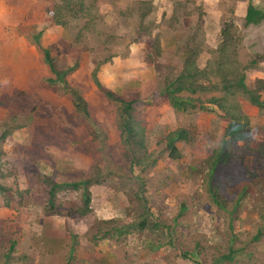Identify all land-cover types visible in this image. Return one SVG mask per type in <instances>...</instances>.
<instances>
[{
	"label": "rangeland",
	"instance_id": "obj_1",
	"mask_svg": "<svg viewBox=\"0 0 264 264\" xmlns=\"http://www.w3.org/2000/svg\"><path fill=\"white\" fill-rule=\"evenodd\" d=\"M56 1L0 0V128L9 131L2 148L15 172L11 184L22 191L7 207L0 206V238L15 240L4 264H211L231 242L239 248L232 264H264V171L256 168L260 157L244 150L209 176L208 159L223 133L220 112L175 111L157 93L160 82L180 68V46L195 31L197 16L196 42L203 46L199 66H205L208 51L228 24L246 67L245 82L253 87L264 79V20L244 24L247 0H92L90 30L76 39L86 19L55 24L51 10ZM252 2L264 9V0ZM36 35L42 46H52L59 69L77 63L66 79L87 103V116L75 110L72 96L61 86L46 83L49 72ZM106 57L98 79L105 88L137 100L146 128L152 159L140 178L128 171L116 106L90 77L95 63ZM15 93L21 94L20 102L13 100ZM259 93L264 100V89ZM235 99L248 117L250 147H255L264 134V105H253L242 94ZM34 101L37 108L26 114ZM178 126L191 128V139L178 141V155L171 157L163 136ZM241 147L238 142L230 148L237 154ZM96 166L103 180L90 186V212L81 216L75 211L81 200L69 188L57 193L53 210L46 209L47 186L36 182L38 173L63 181ZM245 185L258 192L257 198L246 199L234 213L212 203L210 186L231 205ZM139 190L152 213L149 220L170 228L98 238L113 226L138 219Z\"/></svg>",
	"mask_w": 264,
	"mask_h": 264
},
{
	"label": "trees",
	"instance_id": "obj_2",
	"mask_svg": "<svg viewBox=\"0 0 264 264\" xmlns=\"http://www.w3.org/2000/svg\"><path fill=\"white\" fill-rule=\"evenodd\" d=\"M92 0H58L54 3L51 10L52 20L55 24L64 26L68 18L86 19L84 25L78 29L75 36L80 39L83 34L90 30L88 26L94 18L92 12ZM148 12V9L143 13ZM200 16H197L192 28L195 29L187 36L183 45L180 46L178 56L181 59V66L175 73L169 77H165L160 82L157 93L161 100H165L175 110L180 112H189L195 108L202 110L215 109L220 112L224 121L223 133L219 143L212 148V152L208 159L210 164L209 176H213L222 165H225L231 157L238 156L244 150H251L257 153L260 157V163L256 168L264 171V134L255 147H250L252 136L250 133V125L247 115L241 109L240 104L235 99L236 95L242 94L246 96L248 101L261 107L264 105V100L260 98V90L264 89V79H257L253 87H249L245 82L246 67L241 64L237 56V44L235 39L229 35L228 24L222 28L221 36L216 46L208 51L206 64L200 67L198 59L203 53L202 42H196L197 30L200 23ZM245 25L258 24L264 20V9L255 5L252 0H247L244 6L242 15ZM36 35L35 43L41 51L42 59L46 65L49 75L45 78L48 85H59L62 89L72 96L75 110L88 115L87 103L84 101L79 92L74 89L67 81V75L77 66L73 65L59 69L52 57V46H42ZM158 42V41H157ZM109 57L97 61L90 72V77L96 88L104 95L106 99L113 102L116 106V126L119 129L120 141L123 150V156L127 160L129 173L140 178L139 172L145 170L151 164V154L148 152L146 128L142 122V114L135 106L136 99L131 96H125L118 91L105 88L97 77V72L100 64L107 61ZM253 62H255L253 60ZM199 93H208L205 98L199 96ZM13 100L21 101V94L15 93ZM37 108V103L34 101L29 110H25L26 114L33 112ZM16 122V119H13ZM191 128L178 126L172 130L166 131L163 136L164 147L171 157L178 155V141H190ZM9 131L2 127L0 128V206H8L13 195H20L22 191L15 188L11 184L15 178V172L11 168L10 160L7 157V152L2 148L3 143L8 138ZM241 144V149L237 154L230 148L235 143ZM138 172L134 173V172ZM129 176V175H125ZM250 179L254 175L248 171L246 174ZM102 173L96 166L94 170L83 172L76 177L67 178L63 181L54 178L48 173H38L36 182L47 186L45 193V207L47 210H53L56 206L55 200L57 193L60 190L69 188L75 190L79 194L81 204L76 207L75 211L83 216L90 212V186L95 183H100ZM253 181V180H252ZM141 189L142 185H141ZM212 203L224 213L230 215L234 213L237 207L246 199L255 200L257 198L255 189L249 185L242 186L237 192V196L233 203L229 205L228 199L220 193L217 187L210 186L208 188ZM24 192H27L25 189ZM255 195V197H254ZM136 196L141 203V212L136 221H130L120 227L113 226V231L109 229L97 234L98 238H103L105 235L120 236L127 232L135 231L142 232L144 230H158V227L169 229V225L157 222H151L149 219L152 215L149 206L146 205V198L142 190L136 193ZM229 223L232 222V217L229 218ZM110 222V221H105ZM100 228V227H98ZM116 236V237H117ZM235 239L234 233L232 240ZM7 245L6 247L4 245ZM15 240L10 238L6 241L0 238V264L7 262L10 257V252L14 249ZM148 244V243H147ZM149 245V244H148ZM239 248L234 247L232 242L228 245L226 252H219L212 257L211 264H232L237 257ZM189 254L197 255L192 251ZM186 252L183 256H187Z\"/></svg>",
	"mask_w": 264,
	"mask_h": 264
}]
</instances>
